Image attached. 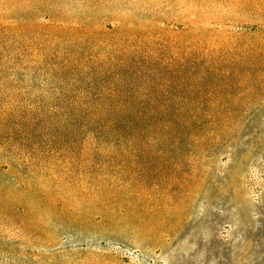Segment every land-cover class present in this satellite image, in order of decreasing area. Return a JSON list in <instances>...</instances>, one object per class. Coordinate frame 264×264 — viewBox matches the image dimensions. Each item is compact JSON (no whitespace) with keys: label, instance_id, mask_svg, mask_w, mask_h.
<instances>
[{"label":"rangeland","instance_id":"rangeland-1","mask_svg":"<svg viewBox=\"0 0 264 264\" xmlns=\"http://www.w3.org/2000/svg\"><path fill=\"white\" fill-rule=\"evenodd\" d=\"M98 8L141 16L102 31L0 26V160L70 210L18 217L0 196V264H264V27L154 23L200 8L264 25V0Z\"/></svg>","mask_w":264,"mask_h":264},{"label":"trees","instance_id":"trees-1","mask_svg":"<svg viewBox=\"0 0 264 264\" xmlns=\"http://www.w3.org/2000/svg\"><path fill=\"white\" fill-rule=\"evenodd\" d=\"M139 3L141 0H135ZM65 0H0V26L21 28L24 26H55L71 27L74 30L84 29L86 25H91L95 30H112L120 29L124 23L134 25L135 18L141 15L134 13V8H125V14L121 15L120 10H108L102 12L99 10L100 0H89L87 6L68 11L64 6ZM160 12L154 19V23L160 31H183L195 30L199 28H209L212 30H225L233 33L234 36H243L260 32L264 27L261 22L249 19L248 16L231 13L219 12L209 13L200 8L190 9L181 16H170ZM194 27V28H193ZM98 32V31H96ZM25 171L18 169L14 164L0 160V196L9 205L14 203L12 211L13 216L21 217L32 206L51 205L52 208L61 209L70 212L69 207L63 209L60 200H54L51 195L35 188L24 175ZM97 181L90 183V189L100 186ZM101 184V183H100ZM101 195L104 190H100ZM34 197L33 199L29 197ZM104 197V196H102ZM29 198V202L21 203L24 199ZM94 199V200H93ZM79 200H77L78 202ZM90 202H100V196H91ZM102 202V201H101ZM87 204L82 200L77 205ZM77 210H81L78 207Z\"/></svg>","mask_w":264,"mask_h":264}]
</instances>
